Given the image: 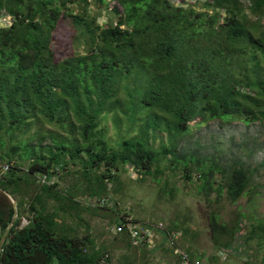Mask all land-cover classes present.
<instances>
[{"label":"trees","instance_id":"obj_1","mask_svg":"<svg viewBox=\"0 0 264 264\" xmlns=\"http://www.w3.org/2000/svg\"><path fill=\"white\" fill-rule=\"evenodd\" d=\"M189 2L0 0V17L10 18L0 25V161L12 166L0 183V238L17 213L0 264H100L104 253L88 236H57L37 200L27 208L22 187L15 188L27 184L29 175L59 174L65 156L75 161L84 155V174L103 167L101 192L104 180H113L127 165L148 176L167 163L170 169L182 167L190 181L191 164L197 163L206 196L225 188L235 203L244 194L248 175L242 165L227 167L224 185L215 188L213 177L220 171L215 161L183 155L180 147L208 119L264 122V0H249L248 6L244 0H202L199 10L194 7L199 0ZM92 5L106 14L92 13ZM61 20L72 26L73 45L83 46L66 58L51 46ZM109 112L115 123L125 120L134 135L109 141L99 128ZM33 122L68 130L71 139L52 138L53 147H42L40 139L35 148L32 139L17 137ZM157 132L166 136L155 146ZM23 160L28 164L21 176L16 171ZM23 215L31 219L21 227ZM212 226L225 229L217 218Z\"/></svg>","mask_w":264,"mask_h":264},{"label":"rangeland","instance_id":"obj_2","mask_svg":"<svg viewBox=\"0 0 264 264\" xmlns=\"http://www.w3.org/2000/svg\"><path fill=\"white\" fill-rule=\"evenodd\" d=\"M244 2L249 5V0ZM201 4L202 0H199L194 6L196 10ZM91 10L102 16L106 14L105 10L98 12L95 5L91 6ZM104 21L105 17H101L99 23L102 25ZM9 22V17H0V25ZM262 24L264 26V19ZM72 34L70 22L61 20L51 44L57 57L66 58L75 50H83L82 44L73 45ZM99 128L106 131L111 142L132 134L125 120H121L120 124L114 122L112 112L101 118ZM69 134L68 130L54 125L33 122L27 131L17 137L32 139L30 144L37 148L40 139L42 147H53L52 138L71 139ZM74 135L77 141H81L77 132ZM165 136L164 132H157L155 146L161 139L165 140ZM180 148L183 155L191 154L199 160L204 159V162L209 159L215 161L220 170L213 177L217 181L215 188L224 185L222 172L227 167L242 165L248 175L244 194L235 203L230 202L225 188L221 194L215 190L206 196L200 192L202 182L196 171L197 163L191 164L190 181L184 180L182 167L170 169L167 163L162 164L161 173L154 172L148 176L127 165L116 173L113 180H104L105 191L101 192L99 178L104 168L90 169L84 174L80 162L84 155L75 161L65 156L66 166L59 172L60 179H57L54 189L57 194L54 190H42L36 183L35 175H29L27 184L15 188L22 187L27 208L33 200H37L39 211L50 220L51 229L57 236L76 233L80 236L93 235V246L100 253L111 256L110 264L176 263L167 246L158 247L161 237L157 233L152 242L143 247L135 246L128 235L120 234L123 232L115 234L111 228L119 218L124 217L132 223H158L174 230L178 234V244L202 264H264V122L256 120L245 124L240 119L228 122L208 119L190 131ZM42 155L48 160L47 152ZM21 163L20 170L16 172L22 176L26 174L28 160ZM104 197L108 199L105 206H90ZM215 218L224 230L212 226ZM152 248L154 251L149 252Z\"/></svg>","mask_w":264,"mask_h":264},{"label":"built area","instance_id":"obj_3","mask_svg":"<svg viewBox=\"0 0 264 264\" xmlns=\"http://www.w3.org/2000/svg\"><path fill=\"white\" fill-rule=\"evenodd\" d=\"M179 1V0H178ZM195 1V0H190ZM12 170L11 164L8 162H0V183L4 182ZM36 183L39 186H56L58 173L53 172L52 170L48 172H39L35 174ZM107 198H100L95 202H92L90 206L93 208L103 207L107 204ZM31 219L30 215H23L21 217L20 226L24 227L29 223ZM163 229L164 227L161 224L153 223H132L128 217L120 219V223L115 224L111 229L115 233L124 232L126 230L128 237L132 243L139 246H148L152 242L155 233L157 230ZM178 234L176 232H169L166 235V243L170 245L173 255L177 258L179 264H202L200 260L193 258L187 251H185L178 244ZM108 255L105 253L101 259L100 264H107Z\"/></svg>","mask_w":264,"mask_h":264},{"label":"crops","instance_id":"obj_4","mask_svg":"<svg viewBox=\"0 0 264 264\" xmlns=\"http://www.w3.org/2000/svg\"><path fill=\"white\" fill-rule=\"evenodd\" d=\"M116 223L118 224V223H120V218L116 221ZM112 229V228H111ZM174 230H172V229H169V228H164V230L163 229H159V230H157V234H159L160 235V237H161V242H160V244H158V247L159 246H161V247H165V246H167L168 247V250H169V252H170V254H171V256L175 259V264H179V262H178V260H177V258L173 255V253H172V249H171V247H170V245H168L167 243H166V235H167V233H169V232H173ZM155 233V234H156ZM87 234V233H86ZM115 234H117V233H115ZM120 234H126V235H128L127 234V232H123V233H120ZM85 236H88V238L92 241V244L94 243V239H93V235H90V234H88V235H85ZM85 236H80V235H78L77 233L75 234V235H72V236H69V237H85ZM181 246V245H180ZM182 248V247H181ZM185 250V249H184ZM185 251H187V250H185ZM188 252V251H187ZM189 253V252H188ZM190 254V253H189ZM107 255L109 256V264L111 263V256L107 253ZM191 255V254H190ZM193 258H196V257H194L193 255H191ZM196 259H198V258H196Z\"/></svg>","mask_w":264,"mask_h":264},{"label":"water","instance_id":"obj_5","mask_svg":"<svg viewBox=\"0 0 264 264\" xmlns=\"http://www.w3.org/2000/svg\"><path fill=\"white\" fill-rule=\"evenodd\" d=\"M0 190H1V188H0ZM5 193L10 198V200L12 201L13 206L16 209V201H15V199L11 195H9L7 192H5ZM16 217H17V213L15 212V214L13 215V218H12L10 224L7 226V228L5 229V231L3 232V234H2V236L0 238V251H1L2 244L5 241L6 236H7L8 232H9L11 226L13 225Z\"/></svg>","mask_w":264,"mask_h":264}]
</instances>
